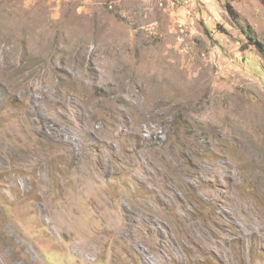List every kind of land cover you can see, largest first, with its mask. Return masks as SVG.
<instances>
[{"label": "rangeland", "instance_id": "374dc122", "mask_svg": "<svg viewBox=\"0 0 264 264\" xmlns=\"http://www.w3.org/2000/svg\"><path fill=\"white\" fill-rule=\"evenodd\" d=\"M254 40L264 0H0V264H264Z\"/></svg>", "mask_w": 264, "mask_h": 264}, {"label": "trees", "instance_id": "16d2710c", "mask_svg": "<svg viewBox=\"0 0 264 264\" xmlns=\"http://www.w3.org/2000/svg\"><path fill=\"white\" fill-rule=\"evenodd\" d=\"M227 10L229 11V13H231V15L235 16V12L233 11V7L231 5H227ZM253 44H255L262 55H264V45L258 40H254Z\"/></svg>", "mask_w": 264, "mask_h": 264}]
</instances>
